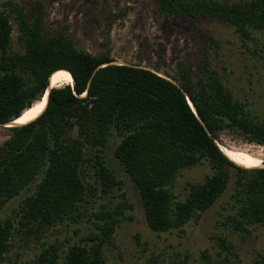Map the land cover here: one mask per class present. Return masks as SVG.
<instances>
[{
	"label": "trees",
	"instance_id": "16d2710c",
	"mask_svg": "<svg viewBox=\"0 0 264 264\" xmlns=\"http://www.w3.org/2000/svg\"><path fill=\"white\" fill-rule=\"evenodd\" d=\"M155 2L167 16L218 18L243 39L253 29L264 31V0ZM13 23L21 51L12 48ZM44 29L41 1L28 14L13 3L7 13L0 10V125L40 102L55 72L66 70L73 80L53 86L44 110L25 124L7 127L8 137L0 143V213L35 186L19 203L16 220L0 217V264L17 230L39 238L59 222L76 220L88 196L108 194L119 184L103 156L111 134L119 138L114 154L138 189L151 231L182 229L226 192L225 226L246 232L249 225L264 223V161L259 167L240 166L217 143L222 131L231 130L264 146V120L250 115L215 70L206 65L196 87L185 69L171 80L139 65L112 63L109 49L101 55L79 50L62 29ZM203 161L212 173L189 182L185 198L175 200L171 186L177 174ZM88 169L99 187L87 180ZM104 208L91 213L95 230L81 242L66 248L49 243L23 264H107L104 250L123 206ZM219 241L225 246L224 238ZM250 264H264V254Z\"/></svg>",
	"mask_w": 264,
	"mask_h": 264
},
{
	"label": "rangeland",
	"instance_id": "374dc122",
	"mask_svg": "<svg viewBox=\"0 0 264 264\" xmlns=\"http://www.w3.org/2000/svg\"><path fill=\"white\" fill-rule=\"evenodd\" d=\"M36 1L45 5L46 33L62 29L79 50L101 55L109 49L115 63L139 65L171 80L179 69H185L196 87L207 65L252 117L264 120V31L253 29L251 37L243 39L233 26L215 17L185 19L161 14L155 0H0V10L7 13L13 3L28 14ZM12 48L21 51L14 23ZM8 134L7 126L0 125V143ZM118 142L111 134L103 156L119 184L108 194L97 191L96 196H88L76 220L59 222L39 238L17 230L3 264L30 261L52 242L63 248L81 242L95 230L92 212L120 204L123 215L104 250L107 264H250L264 254V223L249 225L246 232L232 231L222 223L229 212L227 192L182 229L151 231L138 189L114 154ZM217 143L264 161V146L246 142L234 131H222ZM93 173L88 169L87 180L99 187ZM211 173L207 161L182 169L171 186L174 199L183 200L189 182L203 181ZM34 189L32 185L9 201L0 217L16 220L19 203Z\"/></svg>",
	"mask_w": 264,
	"mask_h": 264
},
{
	"label": "bare ground",
	"instance_id": "6f19581e",
	"mask_svg": "<svg viewBox=\"0 0 264 264\" xmlns=\"http://www.w3.org/2000/svg\"><path fill=\"white\" fill-rule=\"evenodd\" d=\"M72 76L66 70H61L55 72L50 78V86H61L64 84H72ZM47 103V94L43 97V99L38 102L33 108L26 110L20 118L13 121L12 123L15 125L25 124L34 118H36L45 108ZM10 125V124H7ZM222 151L236 164L246 167V168H253L263 166V161L260 158L247 156L242 153H239L235 150L228 149L225 147L221 148Z\"/></svg>",
	"mask_w": 264,
	"mask_h": 264
},
{
	"label": "water",
	"instance_id": "95a60500",
	"mask_svg": "<svg viewBox=\"0 0 264 264\" xmlns=\"http://www.w3.org/2000/svg\"><path fill=\"white\" fill-rule=\"evenodd\" d=\"M112 63H115L114 61L112 62ZM151 70V69H150ZM153 71V70H152ZM165 77V76H164ZM52 87L50 86V84L48 83V86L46 87V90H45V92H44V94H43V96L42 97H44L46 94H47V97H48V93H49V91H50V89H51ZM42 99V98H41ZM188 103H189V105H190V107L192 108V110H193V112L196 114V112H195V110H194V106H193V104H192V102L188 99ZM7 124H10V125H6V124H3V125H5V126H7V127H11V126H14L15 124H13L12 122H9V123H7ZM221 148V147H220ZM222 150V149H221Z\"/></svg>",
	"mask_w": 264,
	"mask_h": 264
}]
</instances>
